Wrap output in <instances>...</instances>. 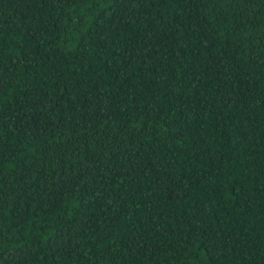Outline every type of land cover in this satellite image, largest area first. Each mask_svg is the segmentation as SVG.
Masks as SVG:
<instances>
[{
    "label": "trees",
    "instance_id": "trees-1",
    "mask_svg": "<svg viewBox=\"0 0 264 264\" xmlns=\"http://www.w3.org/2000/svg\"><path fill=\"white\" fill-rule=\"evenodd\" d=\"M0 264H264V0H0Z\"/></svg>",
    "mask_w": 264,
    "mask_h": 264
}]
</instances>
